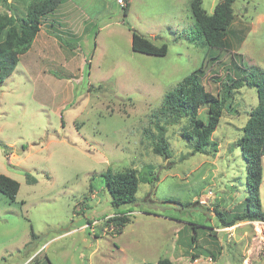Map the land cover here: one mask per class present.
Masks as SVG:
<instances>
[{
  "label": "rangeland",
  "instance_id": "obj_1",
  "mask_svg": "<svg viewBox=\"0 0 264 264\" xmlns=\"http://www.w3.org/2000/svg\"><path fill=\"white\" fill-rule=\"evenodd\" d=\"M31 1L9 0L8 14L25 16ZM192 1L131 0L125 17L117 0H72L88 22L74 38L77 56L51 48L38 59V43L0 84V145L9 148L0 146V173L20 184L15 202L0 193V264H264V224L224 228L217 216L230 220L249 196L237 143L259 105L246 81L257 80L250 68L264 72V0H234L224 50L204 46ZM223 1L203 0L202 8L212 15ZM133 30L168 54L134 52ZM197 69L214 95L225 81L244 85L212 136L217 153L193 155L182 120L167 126L165 159L147 136L158 133L153 115ZM199 114L206 119L205 108ZM144 167L158 180L140 183L134 204L113 207L101 175ZM260 199L264 211V159ZM116 214L133 219L119 235L108 224Z\"/></svg>",
  "mask_w": 264,
  "mask_h": 264
},
{
  "label": "trees",
  "instance_id": "obj_2",
  "mask_svg": "<svg viewBox=\"0 0 264 264\" xmlns=\"http://www.w3.org/2000/svg\"><path fill=\"white\" fill-rule=\"evenodd\" d=\"M64 0H32L26 8L25 16L9 15L11 4L3 0L5 12L0 14V84H3L15 71L20 57L27 54L42 26L45 17L51 15ZM126 6L122 7L124 16L129 13L130 4L125 0ZM203 0H193L191 11L198 35L203 39L204 46L211 49L224 50L227 48V34L234 21V0H224L216 5L212 15H208L202 8ZM4 38V39H3ZM60 41L70 47L62 37ZM3 39V40H2ZM132 50L148 56L164 57L168 54L167 45H154L148 38L132 31ZM89 67L90 64H87ZM201 70L197 69L186 76L174 89L169 91L163 99L158 112L153 115L157 120L155 126L158 133H147L153 142V151L165 159L171 157L170 143L167 139V126L178 125L186 120L188 125L183 128L185 144H189L192 154L214 155L219 150L218 143L212 138L220 125L226 107H233L232 95L243 87L242 80H231L222 83V94L214 95L205 90L201 81ZM250 72L257 73V80L246 81L251 87H256L259 105L249 113V120L242 129L243 136L238 140L242 156L246 164V190L249 196L241 203L243 211L234 215L230 220L225 215L218 213V219L224 228L234 226L241 222H259L264 224V211L260 199V187L263 181L264 159V72L250 68ZM228 105V106H227ZM206 109V119L200 118V110ZM161 120L165 124L161 125ZM8 154L9 148L0 145ZM144 172L126 170L114 173L111 169L101 175L105 187L111 195V204L115 208L134 204L139 184H152L158 178L153 167H144ZM20 190V184L15 180L0 173V193L15 202ZM198 203V202H197ZM132 218L119 217L116 214L109 218L108 224H113L116 234L123 232L124 228L132 223ZM193 225V232L197 234V227ZM35 238L32 233V239ZM195 236L192 237L196 242ZM196 259V256L193 255ZM51 264V262H50ZM153 264V263H144ZM156 264H178L169 258L159 260Z\"/></svg>",
  "mask_w": 264,
  "mask_h": 264
},
{
  "label": "crops",
  "instance_id": "obj_3",
  "mask_svg": "<svg viewBox=\"0 0 264 264\" xmlns=\"http://www.w3.org/2000/svg\"><path fill=\"white\" fill-rule=\"evenodd\" d=\"M128 1L129 3L131 2V0ZM78 14L79 13H77V6L72 2V0H64L54 13L46 17V21H44L43 19L41 30L33 44L35 45L34 48L38 43L41 44H38V46L36 47V57L38 59H42L51 48L54 50L58 49L60 55L64 54L63 52L65 50H70V53H68L69 55L67 56L69 58L77 56V52L80 49L76 43H73L76 41L74 38H77L80 35L81 31H84L86 24H88V22L83 19L82 15L80 14L79 16ZM83 23L85 24V26ZM43 27L45 28V30H43ZM74 27L78 28V30H75V32L71 31V29H73ZM46 29L49 30V33L46 31ZM67 34H70L71 38L67 37ZM59 35H61L60 37L66 40H72L70 41L71 48H69L68 46L66 47L63 42H60L56 38L59 37ZM31 49H33V46ZM177 240L175 241V244Z\"/></svg>",
  "mask_w": 264,
  "mask_h": 264
},
{
  "label": "built area",
  "instance_id": "obj_4",
  "mask_svg": "<svg viewBox=\"0 0 264 264\" xmlns=\"http://www.w3.org/2000/svg\"><path fill=\"white\" fill-rule=\"evenodd\" d=\"M118 4L121 6V7H125L126 6V3H125V0H117ZM119 216V215H118ZM121 217V216H119Z\"/></svg>",
  "mask_w": 264,
  "mask_h": 264
}]
</instances>
